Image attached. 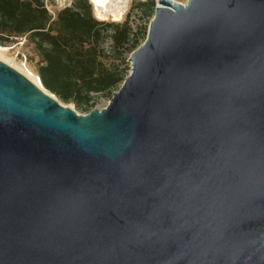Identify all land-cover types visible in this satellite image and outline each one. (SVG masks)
I'll return each mask as SVG.
<instances>
[{
  "label": "water",
  "instance_id": "1",
  "mask_svg": "<svg viewBox=\"0 0 264 264\" xmlns=\"http://www.w3.org/2000/svg\"><path fill=\"white\" fill-rule=\"evenodd\" d=\"M108 105L0 60V264H264V0H155Z\"/></svg>",
  "mask_w": 264,
  "mask_h": 264
},
{
  "label": "trees",
  "instance_id": "2",
  "mask_svg": "<svg viewBox=\"0 0 264 264\" xmlns=\"http://www.w3.org/2000/svg\"><path fill=\"white\" fill-rule=\"evenodd\" d=\"M155 0L139 1L147 17L155 12ZM129 19L106 22L93 15L89 0H72L54 15L43 0H0V44L27 36L41 60L40 83L79 112L94 109L98 95L112 97L128 76L119 65L108 64L112 52H133L146 40L147 28L132 36ZM110 38V49L105 41Z\"/></svg>",
  "mask_w": 264,
  "mask_h": 264
},
{
  "label": "rangeland",
  "instance_id": "3",
  "mask_svg": "<svg viewBox=\"0 0 264 264\" xmlns=\"http://www.w3.org/2000/svg\"><path fill=\"white\" fill-rule=\"evenodd\" d=\"M70 0H43L44 4H48L50 8V12L52 14H56L58 10L62 7L64 2H69ZM91 2V0H89ZM139 1H146V0H100L98 5L103 8H107L109 10L118 11L120 12L118 15L114 16L113 14H106L104 16H100L97 12V7L94 3L91 2L93 15L99 19L106 22H124L126 19H129L130 25L132 27V33L135 34L137 30H139L140 27L147 28V34L149 30V25L152 20L153 16H145L143 14V11L139 8H137V3ZM182 3H187L188 0H177ZM126 3V4H125ZM156 4V1H155ZM133 34L131 38H133ZM145 41V40H144ZM143 39H141V42H144ZM141 43V44H142ZM7 44L12 48L10 50L9 48H1L0 49V58L5 60L8 65L12 66L19 72H21L23 75H25L28 79L37 78V66L40 62L41 58L38 55L35 45L31 43L29 40L26 41L24 45L19 44V39H13L10 42H7ZM105 47L107 49L111 48L112 41L110 38H107L105 41ZM10 50V52H8ZM20 51L21 53L16 56V52ZM8 52V53H7ZM23 53H25V57H23ZM132 52L126 51L124 49H120L117 52H112L110 58L106 61L108 64H115L119 65L121 70H125L127 74L131 71V62L129 60V57ZM112 97L104 96V95H98L96 98V104L95 108L102 109L106 107ZM63 104H66L62 102ZM71 106L72 108L76 109L75 105L73 103L66 104ZM77 112H79L76 109ZM81 114H86L89 112H79Z\"/></svg>",
  "mask_w": 264,
  "mask_h": 264
},
{
  "label": "bare ground",
  "instance_id": "4",
  "mask_svg": "<svg viewBox=\"0 0 264 264\" xmlns=\"http://www.w3.org/2000/svg\"><path fill=\"white\" fill-rule=\"evenodd\" d=\"M92 3H94L96 5V9L97 12L100 16H104L106 14H113L114 16L118 15L120 12L118 11H113V10H109L107 8H103L98 5V3L100 2V0H91ZM126 4V3H125ZM0 60H2L3 62L7 63L5 60H3L2 58H0ZM30 80V79H29ZM32 82H34L35 84H37V86H39L40 88H42L43 90H45L46 92H49L39 81L38 77L37 78H32L31 79Z\"/></svg>",
  "mask_w": 264,
  "mask_h": 264
},
{
  "label": "built area",
  "instance_id": "5",
  "mask_svg": "<svg viewBox=\"0 0 264 264\" xmlns=\"http://www.w3.org/2000/svg\"><path fill=\"white\" fill-rule=\"evenodd\" d=\"M71 3H72V0H70L69 2H64L61 8H63V7H67V6H70ZM46 7L50 10V8H49V6H48L47 3H46ZM54 15H55V14H54ZM18 39H19V44H20V45H24V44L26 43V41L28 40V39H27V36L18 37ZM1 48H9L10 50H12L13 47L9 46L8 44L5 45V46H3L2 44H0V49H1ZM10 50H9L8 52H10ZM8 52H7V53H8ZM20 53H21L20 51L16 52V56H18ZM22 55H23V57L26 56L25 53H23Z\"/></svg>",
  "mask_w": 264,
  "mask_h": 264
}]
</instances>
